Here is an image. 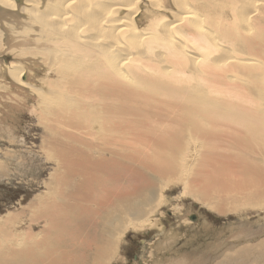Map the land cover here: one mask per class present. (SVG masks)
I'll return each instance as SVG.
<instances>
[{"label": "bare ground", "instance_id": "bare-ground-1", "mask_svg": "<svg viewBox=\"0 0 264 264\" xmlns=\"http://www.w3.org/2000/svg\"><path fill=\"white\" fill-rule=\"evenodd\" d=\"M74 1L84 2L74 6ZM246 6L249 9L241 23L238 20L230 22L229 17L220 21L221 18H210L204 13L216 9L222 13L223 10L232 13L234 8L238 10ZM80 8L83 9L79 10ZM88 8L97 13L91 11L90 20L86 13ZM259 9L264 12V0H0V20L6 19V22L15 24L13 28L22 30L24 24L21 22L24 20L16 17L17 13H22L21 16L28 20L29 25L26 37L20 31L12 30L11 33L10 26L4 42H10L15 49L18 47L17 53L20 55L28 52L30 57L32 56L31 66L35 71L38 72L36 67H42V70L45 68V72H48L45 65L52 69L50 73L53 78L44 79L46 86L43 85V88H54L55 91L57 88H77V92L80 91L83 97L90 95V111L87 112L90 116V134L86 136V147L91 153L90 162H93L90 164V187L75 183V166L72 160L68 159L65 161L64 170L52 176L54 189H67L72 198L71 202L88 204L84 211L94 215L102 213L100 220L103 225L115 222V228L120 232L117 236L124 230L141 229L147 223L153 224V221L147 220L146 217L162 204L161 198L153 199L157 184L162 187L169 182L180 181L183 184V193L189 198L201 201L221 213L244 208L246 205L255 208L261 203L264 204V178L259 175L264 172V103L261 102L262 109L256 105L264 88V73L259 71L260 68L264 71V56H258L259 51L255 52V48L249 47L263 41L259 42L262 37L259 32L254 34L256 38H252L248 28H236L244 27L243 25L253 27L255 23L260 25L262 16L258 15L256 22L253 18L260 12ZM119 11H124V15L118 16ZM137 14L139 20L145 16L148 18L151 14L153 25L142 29L140 22L135 19ZM199 14L204 15L203 20L208 27L212 21L217 24L220 21L218 28L214 29L215 32L219 29L221 43L213 41L212 31L208 30L207 26V29L204 27ZM230 17L232 18V15ZM79 18L85 21L87 18L89 21L79 24ZM190 26L199 27L200 30ZM46 29H54L57 37L50 38L51 35H47L50 30L46 33ZM9 34L14 35L10 37ZM66 35L68 37H65ZM169 35L172 38L165 40ZM230 39L244 45L251 55L239 57L241 54L234 52L237 49ZM225 45L228 46L222 52L233 51L231 53L238 56L233 54L235 56L229 57L230 54L224 53L227 58H222L223 54L222 57L211 58L216 53L213 51L222 50L221 46ZM24 46L27 47L26 50L23 49ZM120 52H123L125 57L113 61V57ZM148 55H156L159 62L166 63L165 66L150 63L149 58H144ZM1 64L0 70L4 71L8 80L19 81L23 67L11 63ZM186 68L191 75L187 73ZM24 84L29 88H38V85L33 86L29 81ZM193 86H199L201 93L195 104H190L187 98L178 92L181 88ZM102 88H109L111 93L107 95ZM121 88H138L141 94L155 93L156 88H161V99L155 100L159 110L172 108L173 97L189 108V114L192 116L182 124L180 130L187 129L191 133L189 144H195L197 148L193 159L195 162L192 161L189 165L185 160L181 174L169 172L170 179L168 175H164L170 169L171 161L180 148L178 139L164 134L156 126L150 130L151 139H148L146 133L140 136L136 128L122 119L121 110L125 107L114 99V96L118 98L122 94ZM231 88H241L248 94ZM50 93L48 89L45 91L46 95ZM213 104L215 107L211 109ZM132 109L133 106L129 108ZM147 115L151 116L150 113L146 114L142 120L143 124L151 121ZM100 116L97 130L92 124L96 123ZM59 135L62 134L59 132ZM136 141L140 142L137 144ZM150 141H153L154 145L152 153L147 152ZM99 142H104L101 149L94 147ZM243 146L249 149L250 155L254 153V159L238 166L236 161L242 155L239 149ZM74 149L73 145H64L60 147V153L66 151L63 156L76 155L82 158L80 150ZM111 149L124 154L122 156L125 159H109V156L115 155L108 152L109 156H106L107 150ZM126 151L131 154H125ZM246 167L250 168L253 174L246 173ZM242 169L243 173L240 172ZM182 174L187 176L185 180L180 176ZM128 182L152 189L148 197L143 190L135 194V191L125 189L129 185ZM224 203L227 207L221 208L220 205ZM48 211L47 216H53V209L49 208ZM55 221L57 219H51L49 223ZM84 225H87V220L73 226L65 222L59 224L61 234L73 229L74 234L82 239L80 247L72 250L76 253L55 251L47 247L45 254L37 251L32 259L29 253L20 252L12 247L11 242H7L6 245H1L8 249L5 251L7 258L3 260V264H13L14 260L18 261L16 264H76L82 259L83 253L84 264H108L111 260V247H108L103 239V244L97 246L92 255L86 254L90 249V241L86 239L87 236L90 237V229L83 228ZM3 230L4 228L1 232ZM245 244L236 251V255L230 256L228 260L225 258L226 261L216 260L213 264H247L251 261L249 259L264 258V239L255 244L253 242L254 245H249L251 242ZM62 245L61 241L57 242V248ZM112 247L116 249L113 244ZM251 264L256 263L251 261Z\"/></svg>", "mask_w": 264, "mask_h": 264}, {"label": "rangeland", "instance_id": "rangeland-1", "mask_svg": "<svg viewBox=\"0 0 264 264\" xmlns=\"http://www.w3.org/2000/svg\"><path fill=\"white\" fill-rule=\"evenodd\" d=\"M80 2L83 3L84 1ZM80 2L74 1V6ZM138 8L139 10L141 9V7ZM82 9L80 8L79 10ZM248 9L249 7L246 6L238 10L234 8L232 13L227 10H223L222 13L218 9L204 11V13L210 18H221L220 21L222 19L226 20L229 17L230 22L238 20L241 23L242 19L245 20L243 17L247 15L246 11ZM91 11L90 8L86 11L89 20V13L91 14ZM259 11L253 18L255 20L258 15L262 16L263 19L261 17V21L259 20L260 25L255 23L253 27L243 25L244 27L237 26L236 28H248L252 38H256L257 36L255 35L259 32L262 35L259 42H263L258 43L259 45H250L249 47L255 48L257 50L255 52L259 51L258 56L261 54L264 56V40H262L264 39V26L262 29V25H264V12L260 9ZM124 13V11H119L117 15L122 16ZM17 14L15 13L14 15L19 17L20 20L26 21V23L24 21L21 22L24 24V28L22 27L24 30L16 27L13 28L15 24L9 21L7 23L6 19L5 21L4 19L0 20V61L3 60L0 62V66L2 65L1 63H11L20 68L23 67V74L20 75V82L17 80L18 83L16 79L12 81L8 80L4 75V71L0 70V247L6 245L7 242H11L13 248L23 253H29L32 259L35 258L37 251L45 254L47 247L55 251L65 250L70 253H76L72 250L80 247L82 239L74 234L73 229H68L61 234L59 232V224L60 222H65L73 226L85 220H87V225H84L83 228L90 229V237H86L90 241V249L86 254L88 256L92 255L96 251V247L103 244L104 240L106 245L111 247V260L108 264H213L216 260L226 261L230 256L236 255V251L242 248L241 245H244V243L248 244L251 242L249 245H254L257 241L264 239V204L261 203L259 204L260 206H256L255 208L246 205L244 208L227 210L226 213H221L210 208L208 205L206 206L201 201L189 198L188 195L183 193V184L180 181H172L162 187L157 184L155 189L156 194L153 199L161 198L162 204L146 217L147 220L153 221V224L148 225L147 223L141 229L124 230L120 236H117L120 232L116 230L115 222L111 225H103V222L100 220L102 218L100 216L103 215L102 213L94 215L89 211L86 212L84 209L88 204H75L71 202L72 198L69 196L67 189H54L52 176L54 173L64 170L65 161L68 159L72 160L75 166V183L90 187V164H93V162H90V149L86 147L88 139L86 136L90 134V116L87 114L90 111V107L88 108L90 95L86 98L83 97L80 91L79 93L77 92V88H57L56 91L53 90L54 88H43V85L46 86L44 79L49 80L53 78V75L50 73L52 72L50 66L45 65L48 72H45V68L42 70V67H36L35 69L38 72L35 71L31 66L32 56L30 57L28 52L20 55L17 53L18 47L15 49V46L9 44L10 42H4L7 38L6 31H8L10 26H12L11 33L16 30V32L20 31L24 34L25 37L28 34V20L24 16H21L23 15L22 13ZM85 15L83 16L84 18L87 16ZM231 15L233 19L230 17ZM150 16L148 15L149 19L145 16L142 20H139V14H137L135 19H137L138 23L140 22V27L144 29L154 23V21H151ZM200 16L202 17L201 21H203L202 24L207 29L208 25L203 20L204 15L201 14ZM79 19V24L89 21L87 18V21L83 18ZM213 23L212 21L209 24L208 30L212 31L213 41L221 43L220 31L216 29L215 32L214 29V27L218 28V24ZM243 24H245V21ZM190 27L196 30L199 28L195 26ZM255 27L257 28V32ZM48 30L50 29H46V33ZM53 30L47 33L48 36L51 35L50 38L57 37V34H54L55 31ZM92 33L96 35L95 32ZM12 35L9 34L10 37H13ZM65 37L68 36L66 35ZM248 37L249 39L251 38V36ZM170 38H172L171 35L165 38V40ZM230 41L234 48L237 49L234 52L241 54L239 57L251 55L248 54L247 48L244 45L236 40L230 39ZM226 46L228 45L221 46V49L222 47L223 49L219 50L220 52L218 50V52L213 51V53H216L213 56L211 55V58L222 57V54V58H227L229 54V57L235 56L233 54L236 53H231L233 51L222 52L227 48ZM23 49L26 50L27 47L24 46ZM238 54L236 55L238 56ZM124 57V53L120 52L112 60L117 61L119 58L122 59ZM187 57L189 56L187 55ZM144 58H149L150 63H159L162 67L166 64H163L161 61L160 63L156 55L154 57L148 55ZM40 59L38 58V60ZM186 70L191 75L188 72L189 69L186 68ZM259 71L264 73L262 68ZM28 81L33 86L38 85V88L27 87L24 82L28 83ZM47 89L51 93L46 95L45 91ZM102 89L107 95L111 93L109 88ZM121 89L123 90L122 94L118 98L114 96V99L125 107L121 110L122 119L128 121L130 125L136 128L140 136L146 133L148 139H151L150 130L153 126H156L164 134L178 139L180 148L174 160L171 161L170 169L164 175H168L169 172H175V175L181 174L184 170L183 167H185V160L189 165L192 161L195 162L193 159L195 157V148H197L195 144H189L191 133L187 129L180 130L182 124L186 123L192 116L189 114V108L173 97L171 99L173 102L172 108L164 111L159 110L155 105V100L161 99V88H156L157 92L155 93L150 92L146 94L139 93L138 88ZM231 89H234V91L239 90V93L244 91V93L248 94L247 91L241 90V88ZM262 89L259 101L256 102V105L261 109L263 107L261 102L264 103V88ZM178 93L184 95L190 104H195L197 97L201 93V88L199 86L181 88ZM78 96L80 97L78 98ZM41 106L43 108H40ZM131 106L134 109L129 110ZM213 107H215L214 104L211 109ZM40 112L43 113H41V116ZM148 113L151 116L147 115L146 117L151 118V121L148 124H143V117ZM100 120L101 116L92 125H98ZM175 121L177 123H174ZM95 128L97 129V126ZM59 132L62 135H59ZM102 143L99 142L94 147L101 149L103 147ZM64 145H73L75 147L74 150H80L79 154L83 157L78 158L76 155L73 157L63 156L67 152L60 153V147ZM88 145L90 146V140H88ZM123 148L127 149L126 147ZM153 148V141H150L147 152L152 153ZM239 151L242 155L237 158L236 165L240 166L244 165L246 161H253L254 158L252 156L254 153L250 155L247 147L243 146ZM108 152H113L115 155L109 156ZM125 154L129 155L131 152L126 151ZM122 155L124 154H120L114 151V149L107 150L106 152V156H109V159L116 161L119 158L125 159ZM243 171L244 169L240 170L242 173ZM246 173L253 174V171L246 167ZM259 175L264 178V172L259 173ZM169 176L167 177L170 179ZM180 176H182L183 180L187 178L183 174ZM128 183L129 185L125 189H130V192L135 191V194L143 190L144 194L148 197L152 189L133 184L134 182ZM220 207L225 208L227 206L224 203ZM49 208L53 209V216H47ZM190 214H195L196 219L189 220L188 215ZM51 219H57V221L49 223ZM2 227L4 228L3 232H1ZM58 241H61L63 245L57 248ZM112 244L116 249H113ZM204 249L206 250L204 251ZM7 250L6 246L1 248L0 264H3V260L7 258L5 254ZM81 258L76 264L85 263L83 262L84 253L81 255ZM249 260L256 264H264V258ZM251 261H248L247 264H251ZM15 262L18 261L14 260L13 264H16Z\"/></svg>", "mask_w": 264, "mask_h": 264}, {"label": "flooded vegetation", "instance_id": "flooded-vegetation-1", "mask_svg": "<svg viewBox=\"0 0 264 264\" xmlns=\"http://www.w3.org/2000/svg\"><path fill=\"white\" fill-rule=\"evenodd\" d=\"M189 216V220H195L196 219V215L195 214H190Z\"/></svg>", "mask_w": 264, "mask_h": 264}]
</instances>
